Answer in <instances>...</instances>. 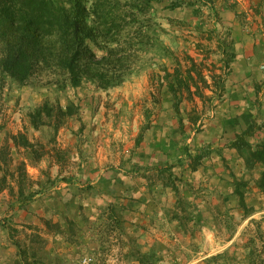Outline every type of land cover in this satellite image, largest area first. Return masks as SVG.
Returning a JSON list of instances; mask_svg holds the SVG:
<instances>
[{"label":"trees","instance_id":"trees-1","mask_svg":"<svg viewBox=\"0 0 264 264\" xmlns=\"http://www.w3.org/2000/svg\"><path fill=\"white\" fill-rule=\"evenodd\" d=\"M218 3L0 0V116L5 94L14 87L33 85L44 94L41 102L20 107L27 123L17 133L7 132V145L0 148V191L9 195L3 211L0 206V216L5 214L0 217L5 233L0 264H83L85 234L94 244L89 264H108L114 246L124 262L181 264V250L173 251L177 247L170 253L169 245L155 240L147 248L143 236L155 227L178 240L203 226L234 236L246 220L254 229L244 230L242 246L235 248V243L202 264H264V215L254 218L264 212V118L256 116V109L263 111L253 103L234 115V108L224 104L236 57L233 29H227L225 38L218 36L216 51L203 49L202 60L165 39L171 36L165 23H185L173 13L190 9L201 22L199 29L206 8L220 18ZM230 5L235 11L237 6ZM253 9L255 17L264 19V0ZM235 16L242 28L248 25L249 15ZM216 33L208 31V39ZM214 53L221 58L208 63ZM149 68L158 91L157 119L146 107L134 147L121 152L118 163L106 166L96 181L92 175L97 168L84 179L86 152L58 145L61 129L72 120L82 122L70 130L75 145H89L78 91H109ZM43 74L46 84L39 85L35 77ZM261 87L255 84L256 96ZM206 117L212 118V132L200 140ZM12 149L41 168L39 178L27 171V158L11 167ZM19 211L32 218L20 223L22 229L15 223Z\"/></svg>","mask_w":264,"mask_h":264},{"label":"rangeland","instance_id":"rangeland-1","mask_svg":"<svg viewBox=\"0 0 264 264\" xmlns=\"http://www.w3.org/2000/svg\"><path fill=\"white\" fill-rule=\"evenodd\" d=\"M227 1L229 3L227 2L226 5H224L225 0H220V3H218L220 18L213 16L210 13L211 10L206 8L205 24L199 29L198 26L201 22L194 16L190 9L179 10L173 13V16L179 17L181 21L185 23L181 26H171L169 23L164 24L165 27L171 30V36H165L168 45L176 50H188L194 57H196L194 54H198L199 56L197 57L199 59L202 55V57H204V52H202V50H205L207 47H211V49L216 51L217 42L219 41L218 38H225L228 36V28L233 29L232 31L234 33L236 23L240 24L239 19L235 16L236 12H244L246 15H249L246 16L248 24L256 22V19L254 18L257 13H255L253 7L257 5L260 0ZM231 3L233 6H237L235 11L231 10ZM230 20H232L234 27L228 23ZM214 29L217 33L210 41L208 39V31ZM233 33L231 32L230 36H232ZM211 57L212 55L210 56V59ZM168 63H170V61ZM151 72V68L139 72L136 71L123 85L109 91H96L91 87H83V89L78 91L77 98L79 97L83 104L82 119L83 124L85 125L83 133L88 136L87 139L90 140L89 145H75L77 138L70 130L73 127L76 128L81 125L82 122H79L78 120H72L69 123V126L61 129L58 136V145L63 148L71 146L74 147V151H79L81 149L86 152L88 163L83 166L84 179L86 178L87 173H89V169L98 167V172H94L92 175L93 177H96L97 174L99 175L104 171L106 166L112 163L117 164L118 160L121 158V152L128 153V151L134 147L135 138L145 122L144 112L146 107H150L153 110V120L155 121L157 119L156 115H158L157 113L159 112L157 111L159 110L154 103V96L158 91L151 84ZM43 75L44 76L38 75L35 77L37 81H41L40 84L35 81L34 83L45 85L48 76L45 74ZM32 86L33 85H27L23 88L14 87L13 90L8 92L9 94H5L6 104L3 107L0 116V123L4 127L0 131V148L7 145V132L17 133L22 130L25 123H27V119L23 116L24 114L20 112V107L39 103L43 100L44 94H41L35 88H32ZM206 92L209 93L208 91ZM197 103L199 107L202 105L199 99H197ZM186 105L189 108L192 104L186 103ZM211 119L212 118L206 117V120L204 121L206 124L205 128L208 130V132L205 131L207 134H209ZM206 133H201L199 139L203 140L207 135ZM11 151V167L17 165L23 158H27L23 152L21 153L14 149ZM26 161L27 171L34 178L36 175V168L32 166L28 158ZM41 166L46 167L47 163L43 162ZM56 170L57 169L54 170V173ZM8 198V192L0 191L1 211L5 209L2 204L5 203ZM17 214V217H15V223L21 228L20 223L24 225L23 222L27 221V212L19 211ZM263 215L264 212L257 213L254 218L261 219ZM4 216L5 214L2 212L0 217L3 218ZM35 221H37V219ZM248 227L254 229V226L246 220L241 224L238 232L232 236L225 229L223 230L220 228L219 230H212L208 226H203L197 228V231L193 236H180L178 240L170 239L165 231L154 227L150 232L143 236L142 243L148 248L155 240L163 241L165 246L169 245L170 253L181 250L182 253L177 259L179 263L202 264L204 259L229 249L235 243V248L238 243H240L239 247H241L242 241L247 238L244 234V230ZM4 238L5 233L0 228V241L4 240ZM81 240L83 246L80 249L85 253L84 256L91 257L92 255L89 250H94V244L89 241V235L87 236V234H85L82 236ZM178 244H180L179 247ZM171 247H177L178 250L175 248V250L171 251ZM239 249V252L243 254V250H241V248ZM233 250L234 249H232V251ZM119 252L120 248L114 246L107 257V263L139 264L136 261L130 263L124 262L120 257ZM164 252L167 253L168 249L164 250ZM94 258L95 261L98 260L97 257Z\"/></svg>","mask_w":264,"mask_h":264},{"label":"crops","instance_id":"crops-1","mask_svg":"<svg viewBox=\"0 0 264 264\" xmlns=\"http://www.w3.org/2000/svg\"><path fill=\"white\" fill-rule=\"evenodd\" d=\"M231 19V18H230ZM254 23H249L245 28H242L240 24L236 23V28L233 33L232 39H234V51L236 57L231 63V72L226 82V94L224 98L225 105H231L234 109L232 114L242 113V107H247L253 103L256 107L262 108V113L256 109V116L264 118V19L261 17H255ZM233 26L232 20L228 22ZM227 23V24H228ZM228 24V25H229ZM234 27V26H233ZM196 57L198 54H194ZM203 56V55H202ZM196 58L202 60L203 57ZM222 55L212 54L211 61H218ZM259 83L262 87L260 92L256 96L255 84ZM248 98V99H247ZM258 108V109H259ZM211 128V124L209 125ZM208 132V130L206 129ZM212 131L209 130L210 136ZM36 168V175L34 178H39L41 175V168ZM98 168V167H96ZM240 167L237 168V171ZM56 167L52 168L54 170ZM95 169V168H93ZM103 172V171H102ZM99 177L97 174L95 178ZM65 186V183L61 184ZM28 219H32L27 217Z\"/></svg>","mask_w":264,"mask_h":264},{"label":"built area","instance_id":"built-area-1","mask_svg":"<svg viewBox=\"0 0 264 264\" xmlns=\"http://www.w3.org/2000/svg\"><path fill=\"white\" fill-rule=\"evenodd\" d=\"M93 261V259L91 258V257H85L84 259H83V263L84 264H89V263H91Z\"/></svg>","mask_w":264,"mask_h":264}]
</instances>
